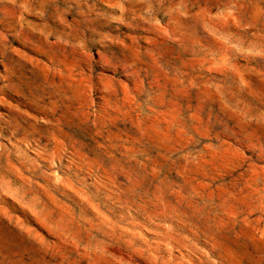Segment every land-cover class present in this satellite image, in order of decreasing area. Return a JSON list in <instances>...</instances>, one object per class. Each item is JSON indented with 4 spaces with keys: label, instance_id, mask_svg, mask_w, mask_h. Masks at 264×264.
I'll return each instance as SVG.
<instances>
[{
    "label": "rangeland",
    "instance_id": "obj_1",
    "mask_svg": "<svg viewBox=\"0 0 264 264\" xmlns=\"http://www.w3.org/2000/svg\"><path fill=\"white\" fill-rule=\"evenodd\" d=\"M208 2L220 7L202 15L197 36L218 52L231 29L216 36L209 21L224 18L229 0ZM241 3L244 15L249 4L264 9V0ZM153 7L159 26L140 18L139 0H0V131L14 146L28 145L31 161L21 164L9 156L0 165V264H150L148 242L159 239L160 226L148 219L151 209L130 206L117 195L126 180L118 174L123 149L111 145L139 146L135 141L145 122L132 109L147 96L138 94L136 72L143 79L156 55L166 58L177 44L166 40L161 27L169 34L183 31L176 17L166 14L167 0ZM69 25L86 41L95 37L98 43L70 54L64 44ZM256 52L249 47L225 55L214 74L203 78L202 89L166 94L163 103L153 105L151 117L161 138L181 126L199 130V143L179 136V144L172 142L197 157L198 166H190L187 179L193 186L208 185V191L231 193L233 208H258L264 202V122L247 119L249 110L264 113L254 103L264 97V56ZM57 141L66 147L71 141L78 155L72 163L61 160L49 178L47 160L33 149L51 151ZM0 143L8 146L7 140ZM183 163L176 159L166 173L177 185L185 181ZM163 198L178 214H187L184 234L217 264H264L259 211L242 213L237 223L216 231L191 215L180 195L165 193ZM181 254L186 250H173L175 259Z\"/></svg>",
    "mask_w": 264,
    "mask_h": 264
},
{
    "label": "clouds",
    "instance_id": "obj_2",
    "mask_svg": "<svg viewBox=\"0 0 264 264\" xmlns=\"http://www.w3.org/2000/svg\"><path fill=\"white\" fill-rule=\"evenodd\" d=\"M139 2L143 12L140 18L147 17L146 22L159 26L160 21L153 15L156 10L153 5L155 3L158 9L164 0H139ZM200 2L201 0H167L166 14L167 12L173 14L176 23L183 28V31L180 35L169 34L168 30L161 27L160 31L166 40L176 41L177 44L167 50L166 58L159 53L156 55L151 69L145 70L143 79L140 78V73L136 72L138 94L144 93L147 96L146 99L141 96L142 103H136L135 108L132 109L137 117L145 122L139 139L135 141L139 146L132 147L127 142L111 145L118 150L123 149L121 157L124 165L118 174L124 175L126 180L123 182V187L118 186L117 195H123L130 201V206L139 205L144 209H151L153 215H149L148 219L160 226V231L157 232L159 239L148 242L150 264H217L205 248H201L194 239L184 234L183 226L186 223L184 215L187 214H178L163 198L165 193L169 196L180 195V202L191 210L190 214L203 220L206 227L216 231L237 223L236 217L242 213L259 211L264 218V202L258 208L255 206L233 208L232 205L236 200L231 193L208 191V185L197 182L196 186H193L187 179L190 166H198L197 157L190 152H181V149L175 147L172 142L179 136L188 143H199L198 129L189 127L186 131L181 126L178 129H170L171 136L161 138L157 136L151 123V117L155 113L154 104L163 103L166 94L175 92L186 94L192 89H202L203 78L214 74V68L222 62L225 55L242 53L251 47L257 49L256 55L264 56V9L249 4L247 5L250 9L249 14L244 15L241 10L246 5L241 3V0H229L224 4L223 7L226 9L224 18L222 20L213 18L209 23L214 27L216 36H219L222 30L231 29V31H227L220 40V51L212 52L201 42V37L197 36L196 26L204 23L202 15L210 14L214 7L220 6L203 0L202 8ZM251 9L255 10L251 11ZM184 21H190L191 24L185 27L181 23ZM204 33L209 37L213 36L207 28H204ZM97 43L95 37L86 41L76 27L68 26L64 44L67 45L70 54L82 51L86 44ZM254 103L264 107V97L255 98ZM137 109L139 111H136ZM247 119L264 122V113L255 115L249 110ZM97 134H101L100 129H97ZM0 140L8 141L7 147L0 143V165H4L9 156L21 164L26 161L31 163L26 152L28 145L24 148L12 145L11 140L3 136L2 131H0ZM150 140L159 142L153 144L149 142ZM175 143L179 144L180 141L175 140ZM9 147L12 148L11 153ZM182 147H187V144ZM33 150L47 160L46 175L49 178L53 177L61 160L72 163L78 155V150H75V145L71 141L67 147L63 141H57L56 147L51 151ZM150 152L154 155H149ZM177 152H180V155L176 159H182L184 162L180 175L185 176V181L180 185L169 180L166 175L176 165V159L173 157ZM112 179L115 180V176ZM192 179L194 180L195 177ZM261 181L264 182V175L261 176ZM149 188L154 189L152 194H149L147 190ZM182 188L183 193H181ZM244 220L247 222V215H244ZM180 248L185 249L187 255L181 254L177 260L173 256V250L179 251Z\"/></svg>",
    "mask_w": 264,
    "mask_h": 264
}]
</instances>
